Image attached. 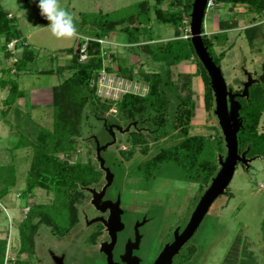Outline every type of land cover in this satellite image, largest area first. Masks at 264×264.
<instances>
[{"label": "rangeland", "instance_id": "374dc122", "mask_svg": "<svg viewBox=\"0 0 264 264\" xmlns=\"http://www.w3.org/2000/svg\"><path fill=\"white\" fill-rule=\"evenodd\" d=\"M141 2L153 5L155 0H59L60 6L73 15L78 35L71 39H58L46 28L49 21L40 15L39 0H0V8L9 13V18H15L22 40L28 45L26 51L30 52H26L24 59L19 58L21 49H24L21 46L22 40L13 49L5 47L0 50V189L8 187L13 177L16 178L14 186L0 200V239L6 240L3 264H12L17 259L28 261L29 264H100L90 250L92 248L85 243V237L80 234L85 231L82 213L79 223L63 237L53 236L45 226H41L35 238L33 253L30 256L18 255V225L26 216V209L32 204L48 205L52 201V194L42 189H35L26 197L21 194L31 160V148H26L23 143L31 140L40 129H52L55 111L51 104H41L37 98L45 89L58 85L62 77L68 76L67 72L61 76L59 70L68 62L70 50L88 40H96L90 36L97 30V22L107 19L104 15L108 14V18L113 21H120L130 14H136V9L132 6ZM169 2L167 0L161 8L166 9ZM249 11L245 6L217 5L213 1L211 8L206 9L203 19V33L207 36L219 33V20L236 19V27L226 30V38L215 47L214 53L225 51L218 67L227 89L232 93H242L248 76L256 80L248 87V96L254 85L260 84L261 91H264V84L257 81L264 63V11L260 14ZM188 26L189 22L185 24L183 31L179 29L180 38L185 39ZM252 27L258 28V33L251 45L243 30ZM147 28H150L156 39L175 38L174 27L171 25L151 21ZM113 33L115 34L111 33L106 39H101L102 65L113 71L117 69V64L132 66L135 76L133 80H129L146 86L149 91L148 85L140 80V72L154 71L156 65L138 48L127 45L126 37L119 31ZM17 55L18 63L14 60ZM112 56L115 57L114 60ZM50 70L52 74L42 73ZM198 71L194 58L183 61L172 67V79L176 80L179 73L192 75L189 82L194 115L189 134L202 135L214 142L219 133L222 136L218 119L213 114L216 108L215 98L213 96V106L207 111L202 79L195 74ZM7 81H14L19 92V95L13 96L14 101L10 102V106V103L5 105L4 102L8 90L6 96L2 91L3 83ZM181 93L184 96L187 92L185 90ZM30 97L37 104H33ZM242 99L247 100L248 97ZM238 103L241 106L240 101ZM110 114L115 115V110H110L107 116ZM239 117L242 120L240 110ZM90 122L95 124L98 139L93 135L90 141L79 142L72 161L85 162L90 157L99 168L96 143L100 147L109 143L112 135L105 131L112 130L114 144L99 153L106 168L114 173L109 191L120 194L122 207L128 210L126 216L130 219L127 222L132 224L135 237L142 239L141 250L138 252L140 264H154L167 246L165 244L159 251L158 241L166 234L165 238L171 241L170 235L174 236L178 228L185 226L207 188L200 192L198 183L188 181L180 167L173 163L157 167L151 172L150 178L146 177L144 167L137 168L139 163L149 160L158 151L167 149L180 140L171 128L168 127L165 134H160L154 128L141 127L143 141L137 145L134 154L126 159L120 151L131 149V144L126 142V133L130 129H138L136 123L121 122L118 125L107 123L103 119L100 126L94 119ZM258 131L264 134V112L261 114ZM260 146L259 151L263 154L264 146ZM144 148L145 153L142 152ZM225 157L226 149L223 154L215 151L211 155V159L217 161L219 169L218 160ZM252 158L247 169L237 164L225 193L212 203L180 255L175 257L174 264H264V155ZM100 171L103 177L105 172ZM106 183L104 176L97 187L89 189L98 192ZM227 191L232 194L231 197L226 195ZM88 202L89 199L83 204L82 211L84 209L85 213L91 215L93 212L89 210ZM142 207L148 210L153 218L152 222L146 223V216L150 218L148 213L135 218L133 209ZM166 242L167 240L164 243Z\"/></svg>", "mask_w": 264, "mask_h": 264}, {"label": "trees", "instance_id": "16d2710c", "mask_svg": "<svg viewBox=\"0 0 264 264\" xmlns=\"http://www.w3.org/2000/svg\"><path fill=\"white\" fill-rule=\"evenodd\" d=\"M166 1L155 0L153 5L147 2L138 3L132 6L135 7L136 14H130L120 21H113L108 18V14L104 15L107 19L97 22V30L90 36L96 40L106 39L111 33L119 31L126 37V42L131 47L138 48L152 64L156 65L154 71L140 72L141 82L149 87L147 95L125 94L116 103L102 100L97 95L96 85L104 68L102 45L94 40L86 41L84 60H80V44L74 50H70V59L59 70L61 75L67 72L68 76L51 89L52 107L55 111L52 129H40L31 140L23 143L26 148H31V160L25 176V188L21 194L26 197L35 189H42L52 194V201L48 205L32 204L28 207L26 216L18 225V255L30 256L33 253L35 238L41 226H45L53 236L63 237L79 223L83 204L90 197L86 190L97 187L102 179V172L90 157L85 162L72 161L79 142L90 141L93 135L98 139L95 124L90 122L93 119L98 121L100 126L103 119L107 123L118 125L121 122L136 123L138 129H130L126 133V142L131 144V149L120 151L126 159L134 154L137 145L143 141L141 127L154 128L160 134H165L168 127L176 132L180 137L176 144L163 149L144 163L146 177L150 178L151 172L162 164L173 163L180 167L188 181L198 183L201 192L209 186L217 173L219 167L217 161L211 159V155L215 151L221 154L225 152L223 138L219 133L212 142L208 137L189 134L194 115L189 82L192 75L179 73L176 80L172 79V67L194 58L199 68L195 74L201 77L204 87L205 108L210 111L213 106V92L209 78L194 53L190 37L182 39L179 32V29H184L185 24L189 22L193 0H170L169 6L162 9L161 5ZM213 1L217 5L245 6L249 12L255 14L264 11V0ZM8 15L9 13L0 8V50L7 48V44L12 40H16L17 43L22 40L21 32L14 22L15 18L13 16L9 18ZM151 21L174 27L175 38L156 39L150 28H147ZM236 25L237 21L233 18L219 20V33L202 36L203 44L217 66L224 58L225 51L216 54L214 49L226 38V30L233 29ZM256 33H258L256 27L243 30L246 40L251 45ZM21 44L23 45V40ZM26 48L27 45L24 46L21 59L26 55ZM112 58L115 59L113 56ZM104 69L107 73H114L126 79L133 80L135 76L132 66L117 64L115 71L106 67ZM42 73L50 74L51 71ZM7 85L5 105L14 101L13 96L19 95L14 81L3 83V87ZM259 86L260 84L250 88L247 100H239L242 127L237 134L238 152L247 150L248 158L264 155V152L262 154L259 151L260 145L264 146V134L258 131L261 114L264 112V91H261ZM185 90L187 93L182 96L181 92ZM112 109L115 110V115L107 116ZM111 141L112 138L109 139V142ZM142 152L145 153L146 149H142ZM15 179L13 177L8 187L0 189V200L8 194V189L14 186ZM226 195L232 196L228 191ZM5 251L6 240L0 239V264L4 263ZM12 264L29 262L17 259Z\"/></svg>", "mask_w": 264, "mask_h": 264}, {"label": "water", "instance_id": "95a60500", "mask_svg": "<svg viewBox=\"0 0 264 264\" xmlns=\"http://www.w3.org/2000/svg\"><path fill=\"white\" fill-rule=\"evenodd\" d=\"M207 3L208 0L192 1L191 12L189 14V35L194 53L210 79V87L215 98L216 106L213 114L218 119L217 122H219V128L226 149V157L223 160L219 158L218 163L220 169L212 178L209 186L198 201L184 231L180 235L175 236L174 242L171 245L166 246L154 264H170L171 258L178 253L180 248L194 234L215 199L225 193L226 188L233 178L237 164H241L247 169L249 163L253 160V158L248 159L246 157L247 150L242 153L238 152L237 134L242 127V120L239 117L241 106L238 103L237 98H247L248 87L256 80H253L248 76V82L244 84L241 94L232 93L227 89L221 69L213 62L202 40V36L204 35L202 32L203 19L207 9ZM257 81L264 84V63L261 67V74ZM108 131L111 133L113 140L101 147L96 143L97 161H99V168L105 172L107 183L99 194H97L94 189H87L93 194L92 203L94 204L96 200H99L103 196L106 188L111 185L113 179V174L104 166L105 161L99 154L100 151L105 150L108 146L114 144V134L111 129Z\"/></svg>", "mask_w": 264, "mask_h": 264}, {"label": "flooded vegetation", "instance_id": "af4514ba", "mask_svg": "<svg viewBox=\"0 0 264 264\" xmlns=\"http://www.w3.org/2000/svg\"><path fill=\"white\" fill-rule=\"evenodd\" d=\"M240 99L242 98H237L238 101ZM160 152L161 150L158 151V153ZM157 154H155L154 156H156ZM146 161H148V159L143 161L142 163H139L137 165V168L143 167ZM104 166L106 167V164ZM104 176L105 175L103 174V180ZM112 181H114V179ZM103 185L98 189V192L102 190ZM111 186L112 183L108 188H106L103 196L99 200H96L95 204L92 203L93 196L90 194L88 204L90 208L89 210H91L93 214L90 212L91 215H88L87 213H85L84 209L83 211H81L83 215L82 219L84 222L83 227L85 228V231L80 234L85 237V243H87V245L92 248L90 250H92L95 259H98L100 264H140L141 258L138 255V252L139 250H141L142 239H138L137 237H135V234H133L132 224L130 222H127V219H130L129 216H126L128 210L122 207V199L121 196L119 197L120 194H118L117 192L113 193L109 191ZM133 210L135 218L136 216L148 213V210L144 207L134 208ZM147 216L146 223L152 222L153 218H151L150 214V218H148ZM188 222L189 220L186 222L184 227L178 228V232L175 233L174 236L173 234L170 235L171 241H168V238H165L168 234L163 235L157 243V245H159L157 249L159 248L160 251L163 249V246L165 244L169 246L172 242H174L175 236L182 233ZM165 240H167L166 243H164ZM188 241L180 248L178 253L171 258L170 264H174L173 261L175 257L177 255H180L182 249L188 243Z\"/></svg>", "mask_w": 264, "mask_h": 264}, {"label": "built area", "instance_id": "2783aa9c", "mask_svg": "<svg viewBox=\"0 0 264 264\" xmlns=\"http://www.w3.org/2000/svg\"><path fill=\"white\" fill-rule=\"evenodd\" d=\"M213 5L212 0H208L207 8H211ZM10 15H8L9 17ZM189 27V26H188ZM189 32V29H188ZM190 37V35H185V39ZM96 42L101 43V39L95 40ZM17 44L16 40H12L7 44V48L11 49ZM86 44L80 45V60L85 59ZM97 85V95L101 97L102 100L108 101L111 103L119 102L125 94H133L137 96H145L148 93V88L146 86L140 85L136 81H131L129 79L113 75V73H107L105 69L100 72V76L96 82ZM26 209V208H25ZM28 212V208L25 211Z\"/></svg>", "mask_w": 264, "mask_h": 264}, {"label": "clouds", "instance_id": "9594fccd", "mask_svg": "<svg viewBox=\"0 0 264 264\" xmlns=\"http://www.w3.org/2000/svg\"><path fill=\"white\" fill-rule=\"evenodd\" d=\"M38 8L54 37L71 39L78 35L73 15L60 6L59 0H39Z\"/></svg>", "mask_w": 264, "mask_h": 264}, {"label": "crops", "instance_id": "0c3cea01", "mask_svg": "<svg viewBox=\"0 0 264 264\" xmlns=\"http://www.w3.org/2000/svg\"><path fill=\"white\" fill-rule=\"evenodd\" d=\"M112 34H115V33H112ZM27 44L25 43V41L23 40V45L21 44V46L22 47H24V46H26ZM127 45H129L128 43H127ZM28 46V45H27ZM16 46H14L13 48H15ZM13 48H11V49H13ZM21 49V48H20ZM23 49V48H22ZM22 49H21V53H20V57L19 58H21V54H22ZM19 55V54H18ZM18 55H17V57H14V60L16 61H19V59H18ZM70 59V57L68 58V60ZM13 60V61H14ZM16 61V62H17ZM51 71V70H50ZM50 74H52V72L50 73ZM65 74V73H64ZM63 74V75H64ZM63 75H61V76H63ZM4 76V75H3ZM66 77V76H65ZM64 77H62V79H63ZM55 86H57V85H55ZM55 86H52L51 88H48V89H45L44 90V92L43 93H41V94H39L38 95V100H39V103H41V104H44V105H48V104H51V106H52V95H51V89L53 88V87H55ZM8 90V88H7V86H5V87H2V91L5 93V96H6V91ZM42 92V91H41ZM30 99L32 100L33 98L32 97H30ZM37 101V100H36ZM35 100L33 99V104H37V102H35Z\"/></svg>", "mask_w": 264, "mask_h": 264}]
</instances>
